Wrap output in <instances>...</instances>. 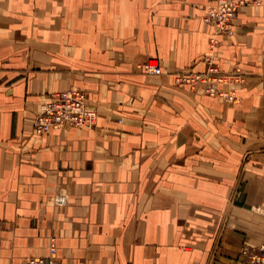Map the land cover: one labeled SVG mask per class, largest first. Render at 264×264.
<instances>
[{
    "label": "crops",
    "instance_id": "obj_1",
    "mask_svg": "<svg viewBox=\"0 0 264 264\" xmlns=\"http://www.w3.org/2000/svg\"><path fill=\"white\" fill-rule=\"evenodd\" d=\"M215 0H0V264H252L264 245V2L213 57L239 102L174 83L207 65ZM154 58L160 74L137 64ZM240 69L235 72V69ZM68 87L91 127L33 133ZM65 190L68 201L56 205Z\"/></svg>",
    "mask_w": 264,
    "mask_h": 264
},
{
    "label": "built area",
    "instance_id": "obj_2",
    "mask_svg": "<svg viewBox=\"0 0 264 264\" xmlns=\"http://www.w3.org/2000/svg\"><path fill=\"white\" fill-rule=\"evenodd\" d=\"M264 0H215L203 16V20L211 27L209 35V53L204 62L207 67L202 72L183 71L174 77L177 85H187L191 91L201 90L205 95L219 97L229 103L239 102V96L234 88L221 87L222 84L240 82L241 78L221 71L213 57L220 44V35L230 34L232 20L238 10L244 5H260ZM137 68L148 74H160L161 65L154 58H149L137 64ZM240 69L236 68L235 72ZM97 110L90 107L86 101V93L76 87L53 92L39 104L33 120V133L44 135L53 130H60L66 126L91 127L95 124ZM56 205H65L68 194L65 190L58 191L53 197ZM48 253L46 256H33L23 264H58L56 259L55 236L48 238ZM252 264H264V245L260 244L254 252L244 250Z\"/></svg>",
    "mask_w": 264,
    "mask_h": 264
}]
</instances>
